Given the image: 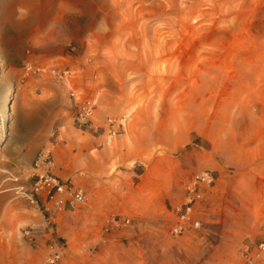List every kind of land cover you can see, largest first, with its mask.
I'll return each mask as SVG.
<instances>
[{
    "label": "rangeland",
    "instance_id": "1",
    "mask_svg": "<svg viewBox=\"0 0 264 264\" xmlns=\"http://www.w3.org/2000/svg\"><path fill=\"white\" fill-rule=\"evenodd\" d=\"M41 152L86 202L17 192ZM0 234V264H264V0H0Z\"/></svg>",
    "mask_w": 264,
    "mask_h": 264
},
{
    "label": "built area",
    "instance_id": "2",
    "mask_svg": "<svg viewBox=\"0 0 264 264\" xmlns=\"http://www.w3.org/2000/svg\"><path fill=\"white\" fill-rule=\"evenodd\" d=\"M77 120L81 123H92L97 100L94 98L77 99ZM107 122L110 135L117 133V118L108 116ZM52 164L51 156L41 152L34 162L35 171L27 184L17 186V192L31 201L43 198L48 208L58 210L74 208L76 205L86 202L88 195L86 188L76 184L71 179H64L53 173L50 169ZM216 176L205 171L194 174L188 181L186 200L172 207L174 221L170 226L172 235H182L188 230L198 229L202 220L198 216V208L204 199L208 189L215 185ZM112 226L126 225L129 218L113 216L107 219ZM1 240V234H0ZM264 248V242L260 243ZM65 251L62 247L55 248L42 264H63Z\"/></svg>",
    "mask_w": 264,
    "mask_h": 264
}]
</instances>
